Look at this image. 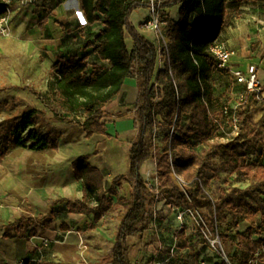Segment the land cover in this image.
<instances>
[{
  "label": "trees",
  "instance_id": "16d2710c",
  "mask_svg": "<svg viewBox=\"0 0 264 264\" xmlns=\"http://www.w3.org/2000/svg\"><path fill=\"white\" fill-rule=\"evenodd\" d=\"M80 1L87 24L101 25L86 45L99 61L91 64L88 56H60L48 71L47 89L39 94L40 99L53 119H72L86 138L108 137L106 108L121 95L128 80L136 81L134 116L138 136L131 143L127 175L114 177L107 188L103 172L90 164L92 155L82 156L73 168L82 183L83 200H61L53 207L66 202L70 212L92 215L96 223L113 207V197L128 182L130 198L124 205L110 250L112 264H132L127 240L147 231L153 219L163 216L157 210L160 201L178 211L202 212L211 228L218 227L222 243L237 247L230 262L249 264L264 244V118L254 121V116L264 108V99L259 100L255 93L246 95L235 112L237 135L229 136L233 107L229 100L216 94L213 79L216 72L230 74L217 68L208 48L220 38L229 9L262 2L264 15V0H161L162 23L170 20V10L178 8V19L167 30V47L161 49L132 22L133 14L149 9L151 0ZM46 23L44 19L43 27ZM127 36L132 41L131 49ZM236 85L245 92L244 86ZM44 117V110L31 108L2 126L5 146L0 148V163L9 155V145L32 151L49 147L58 150L56 131L41 136L32 132L27 138L22 137L30 128L39 127ZM161 127L167 131L166 146L162 152H155L152 137ZM198 147L202 149L199 151ZM150 160L156 162L157 191L149 188L142 173ZM221 173L235 176L237 181L247 180L250 186L218 187L213 191V182ZM55 219L56 211L52 208L47 216H39L36 221L50 225ZM24 221L34 220L24 215L4 227L5 236H11L9 231L13 228L21 229ZM243 222L249 225L247 229L242 228ZM186 230L183 226L177 238L182 242L181 249H192ZM200 237L206 243L201 232ZM199 244L202 242L197 241V247ZM258 259L264 264V254ZM190 264L200 262L197 258Z\"/></svg>",
  "mask_w": 264,
  "mask_h": 264
},
{
  "label": "rangeland",
  "instance_id": "374dc122",
  "mask_svg": "<svg viewBox=\"0 0 264 264\" xmlns=\"http://www.w3.org/2000/svg\"><path fill=\"white\" fill-rule=\"evenodd\" d=\"M67 1L46 0L49 4L40 5L36 3L25 8L19 6L14 8L12 33L10 36L0 39V148L5 146V127L2 126H5L8 120L14 119L27 109L44 110L45 117L39 127L30 128L22 135L23 138H27L32 132L41 136L50 131H56L52 125L57 120L53 119V114L46 109L39 94L46 91L48 71L61 55H80L83 57L84 54H87L91 64L98 60L96 56L94 57L92 49H86V45L101 29V25L89 26L86 19L81 15L72 16L76 10L70 9ZM261 4L262 2L245 3L238 9H229L219 40L237 53L238 66L257 63L264 71V15ZM61 6L64 9H60ZM252 11L255 12L256 16L253 20H249L246 15ZM177 14L178 8L170 10V20L162 23V31L166 40L168 27L177 21ZM46 18H48V23L43 27L42 22ZM148 18L149 15L145 18V22ZM145 22L140 26L141 30L151 31L143 28ZM155 33L156 45L161 49L164 46V41L157 32ZM127 44L131 49L132 41L129 36H127ZM162 66L160 64V67ZM213 83L216 94L229 100L232 107L236 106L239 97L244 93L243 89L237 86L230 76L221 72H216ZM133 85L135 87L137 82L133 81ZM135 99L136 97L132 98L128 95L121 97L120 95L106 108L105 121L108 137L98 136L100 137L98 138L99 142L95 144V147L99 148L98 154L93 156L92 162L99 161V167L105 175L107 188L110 187V182L114 177L119 174H126V170L128 171L130 168V159L127 158L129 145L138 136L134 116ZM120 115L122 117H119ZM262 118H264V108L254 116V121L259 122ZM63 123L77 124L72 119ZM183 125L186 126L185 123ZM229 129L230 127L227 125L226 130ZM166 136L167 131L162 127L155 131L152 137L155 152L164 150ZM94 141L97 139L90 140V142ZM106 142L107 144L121 143L125 148L124 164L118 171V168H114L118 166H113L116 162L108 160L109 146L106 145ZM9 146L10 153L19 149L30 150L29 148ZM201 149L202 147H198L199 151ZM216 163L218 164V160ZM142 173L149 188L156 189L158 181L156 162L154 160L148 161L143 166ZM249 186L250 182L247 180L237 181L235 176L221 173L220 178L213 182V191H216L218 187L246 189ZM129 198L130 185L124 182L118 191V196L112 199L114 225H117L122 219L124 205ZM157 209L164 210L165 216L162 221L155 218L150 222L148 233H144L139 240L140 247L133 249L136 253V257H132L133 264H190L197 260L200 255L211 258L213 262L217 260L221 264L224 263L221 252L210 249L202 241L197 221L192 213L185 214L180 220L178 211L168 207L165 201L158 202ZM183 226L189 227V237L187 238L193 245L192 249H181L182 242L177 238V234ZM248 227L247 223H242L243 229ZM146 236L149 238L146 239ZM197 241L202 242L203 247L201 249L197 247ZM111 245L109 241L100 245L99 254L103 258L109 257ZM223 246L230 260L238 249L229 242H224Z\"/></svg>",
  "mask_w": 264,
  "mask_h": 264
},
{
  "label": "crops",
  "instance_id": "0c3cea01",
  "mask_svg": "<svg viewBox=\"0 0 264 264\" xmlns=\"http://www.w3.org/2000/svg\"><path fill=\"white\" fill-rule=\"evenodd\" d=\"M37 3L40 5L49 4L46 0H38ZM67 4L70 9L76 10V13H72V16L77 14L85 19L80 0H68ZM60 9L64 8L61 6ZM148 15V9L139 10L133 14L132 22L143 36L156 44V34L152 31L145 32L140 27ZM255 16L254 11L246 15L249 20H253ZM46 19L48 23V18ZM83 56H87V54ZM98 61H95V63H98ZM233 64L238 66L236 58H234ZM251 64L258 67L260 79L264 84V71L257 63ZM251 64L240 66L245 68ZM137 92V85L134 87L133 80H128L122 90L121 97L128 95L135 98ZM63 122L65 121H57L52 125L59 136L58 150L51 147L43 151L19 149L11 152L0 163V264H16L21 261L33 264L41 262L112 264L111 254L107 258H103L99 252L100 245H104L107 241L112 244L110 250L115 244L121 220L117 225H114V206L96 223L92 215L70 212L66 202L58 203L53 207L55 202L61 200L73 202L83 200L82 183L77 180L73 168V163L78 158L92 155L90 164L102 171L99 167V161L92 162L93 156L98 154L97 150L99 148H96L95 144L99 142L98 138L100 137L94 136L88 139L78 124H64ZM95 138L97 141L90 142ZM106 145L109 146L108 160L112 157L109 149L116 146L122 150L120 158L125 157V148L121 143L107 144L106 142ZM130 150L131 144L127 156L129 159ZM113 162H116L113 166H118L117 171L122 168V159L114 158ZM129 170H126V174L119 175H127ZM52 208L56 211V219L50 225L36 221L39 216H47ZM157 210L162 211L163 216L158 219L162 221L165 211ZM24 215L31 216L34 220L33 223L24 221L21 229H11L9 231L11 236L6 237L4 227L19 221ZM93 224L95 225L94 229L91 228ZM148 230L134 234L127 240L129 258L132 264V257H136L133 249L140 247L139 240L144 233H148ZM188 230L189 227L186 230L187 237H189ZM145 238L148 239L149 236ZM44 242H48V245L45 246ZM202 247V244L198 245L199 249ZM198 260L200 263L221 264L217 260L216 262L211 261V258H206L205 255H200Z\"/></svg>",
  "mask_w": 264,
  "mask_h": 264
},
{
  "label": "built area",
  "instance_id": "2783aa9c",
  "mask_svg": "<svg viewBox=\"0 0 264 264\" xmlns=\"http://www.w3.org/2000/svg\"><path fill=\"white\" fill-rule=\"evenodd\" d=\"M37 1L38 0H0V10L2 11V13L0 14V39L8 37L12 33L15 6L25 8L35 5ZM160 1L161 0H151V5L148 9L149 18L145 22L143 28L145 30H151L154 33L157 32L164 41L163 47H167V40L163 35L162 22L160 19ZM208 52L215 59L217 68L219 70L228 72L236 84L245 87V92L239 97V102L236 104V106L233 107L234 113L230 115L232 132L228 135H237L238 119L235 115V112L239 107V103L245 101L246 95L248 93H255L259 100H263L264 84L260 79L258 67L254 64L248 65L245 68L241 66H235L233 64V60L234 58H236L237 53L219 39L214 41L209 46ZM158 187L159 184L157 181L156 189H150L152 191H157ZM189 212L194 215L199 231L201 232L202 237L206 241V244L209 246V248L221 252L225 264H232L225 253L224 246L219 235L218 227L214 229L211 228L205 221L203 213L199 210H196L194 212L188 210L179 211V219L182 220L183 216ZM44 245H48V242H44ZM261 254H264V244L262 250H260L256 255V259L252 260L249 264H260L258 258ZM16 264H26V262L21 261ZM200 264L207 263L201 262Z\"/></svg>",
  "mask_w": 264,
  "mask_h": 264
},
{
  "label": "bare ground",
  "instance_id": "6f19581e",
  "mask_svg": "<svg viewBox=\"0 0 264 264\" xmlns=\"http://www.w3.org/2000/svg\"><path fill=\"white\" fill-rule=\"evenodd\" d=\"M109 152L112 154V157H110V162H112L114 160V158H119V159H122V164L123 163V158H120V155L122 153V150H120L119 147H111L109 149ZM115 169L118 168V167H114ZM120 170V169H119Z\"/></svg>",
  "mask_w": 264,
  "mask_h": 264
}]
</instances>
